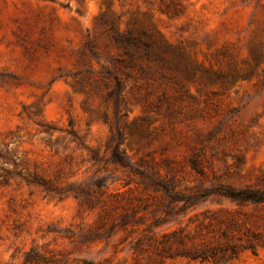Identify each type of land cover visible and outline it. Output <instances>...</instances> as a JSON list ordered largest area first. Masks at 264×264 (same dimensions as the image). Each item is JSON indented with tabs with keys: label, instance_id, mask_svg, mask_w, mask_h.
<instances>
[{
	"label": "rangeland",
	"instance_id": "obj_1",
	"mask_svg": "<svg viewBox=\"0 0 264 264\" xmlns=\"http://www.w3.org/2000/svg\"><path fill=\"white\" fill-rule=\"evenodd\" d=\"M112 27L169 47L126 68L119 113L83 77L121 54ZM252 192L264 0H0V264H264Z\"/></svg>",
	"mask_w": 264,
	"mask_h": 264
},
{
	"label": "trees",
	"instance_id": "obj_2",
	"mask_svg": "<svg viewBox=\"0 0 264 264\" xmlns=\"http://www.w3.org/2000/svg\"><path fill=\"white\" fill-rule=\"evenodd\" d=\"M112 38L121 49V54L112 58L110 66H102L101 74L98 77H93L92 69L84 74V79L90 77L93 87L101 89L104 92V98L107 102H112L115 110L119 113L126 109V97L124 92V80L132 77L126 68L137 67L140 74H147L148 67H144L143 60L156 61L164 63L166 62L162 56V51L169 49V47H161L156 44L154 40L144 31H135L129 29L123 33H118L112 27ZM124 74V77L121 76ZM89 83V82H88ZM107 141L113 144L115 135L110 129V135ZM119 142L112 146L111 160L114 163L123 161V150L119 148ZM108 147V146H107ZM93 157L99 159L97 149H92ZM122 163V162H121ZM29 183H35L41 185L47 192L60 193V190H56L55 186L49 184L48 180L39 177L35 174L29 176L26 179ZM101 185V184H100ZM73 191L80 198L81 202H91V189L87 187H75ZM237 199L252 200V201H264V192H252V194L235 196ZM38 261V258L34 259ZM33 260V261H34Z\"/></svg>",
	"mask_w": 264,
	"mask_h": 264
}]
</instances>
